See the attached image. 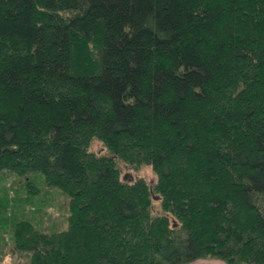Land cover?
<instances>
[{"label":"trees","instance_id":"1","mask_svg":"<svg viewBox=\"0 0 264 264\" xmlns=\"http://www.w3.org/2000/svg\"><path fill=\"white\" fill-rule=\"evenodd\" d=\"M7 171L68 197L63 229L14 217L30 264H264V0H0Z\"/></svg>","mask_w":264,"mask_h":264},{"label":"rangeland","instance_id":"2","mask_svg":"<svg viewBox=\"0 0 264 264\" xmlns=\"http://www.w3.org/2000/svg\"><path fill=\"white\" fill-rule=\"evenodd\" d=\"M92 149L97 152H107L106 146L95 140ZM121 171V178L126 181L144 178L148 184L157 182V174L150 165L132 167L121 159H116ZM27 183H33L28 184ZM44 182L40 173L28 176L18 175L13 172L0 174V194L4 189L8 193L9 201L1 207L0 218V264H30L31 251L19 250L13 238L14 217L32 220L43 231L60 230L68 226V197L58 187H53ZM37 193H33L34 188ZM155 212L160 213L161 201L154 194ZM163 213V212H162ZM170 219H174L170 215ZM173 220V221H174ZM172 221V222H173ZM187 264H234L218 255L209 254Z\"/></svg>","mask_w":264,"mask_h":264}]
</instances>
